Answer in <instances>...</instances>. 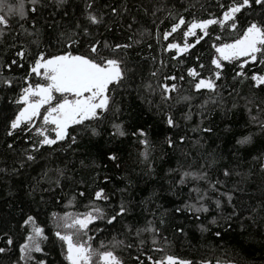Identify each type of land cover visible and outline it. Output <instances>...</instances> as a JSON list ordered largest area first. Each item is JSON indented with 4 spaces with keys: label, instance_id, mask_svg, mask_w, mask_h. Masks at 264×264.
I'll use <instances>...</instances> for the list:
<instances>
[{
    "label": "trees",
    "instance_id": "16d2710c",
    "mask_svg": "<svg viewBox=\"0 0 264 264\" xmlns=\"http://www.w3.org/2000/svg\"><path fill=\"white\" fill-rule=\"evenodd\" d=\"M23 2L31 18L14 14L11 25L0 33V247L6 249L0 253V264H38L41 259L45 264H68L54 235L51 213L83 212L92 201L112 214L121 200L131 209L128 215L112 224L94 221L90 227L100 230L89 235L94 248L103 242L114 249L123 264H152L149 255L160 259L164 254L192 264H264V84L256 85L251 79L254 72L264 74V64L260 60L245 64V79L236 76L239 60L244 58L222 61L223 74L218 79L212 77L217 88L196 90L187 68L195 67L202 76H209L214 67L211 57L216 54L212 42L235 39L237 31L209 25V35L198 43L189 37L194 46L179 57H175V50L164 48L173 39L183 43V31L178 29L169 41L162 36L178 16L183 15L186 23L193 18L219 17L224 10L220 6L231 0H93L92 10L104 14L99 25L87 19V0H65L59 7L57 0H43L36 5V12L31 11V0ZM6 3L15 5L18 0ZM111 7H117L118 14L112 13ZM237 15L245 26L253 19L264 21V10L255 5ZM84 26L90 28L91 36L83 33ZM34 29L39 43L32 34ZM73 32L79 39L73 50L86 49V42L93 38L101 44L105 40L131 44L116 50L127 68V79L124 86L110 93L111 109L103 119L69 126L77 137L75 142L69 136L33 152L34 131L17 129L12 135L7 131L18 110L16 98L26 83L23 76L38 50L56 52L61 33ZM20 48L26 49L29 57L22 61L23 66L12 64L14 59L19 61L16 53ZM181 59L183 63H179ZM154 71L156 76L151 75ZM172 75L184 79L167 81L179 85L168 101L161 98L159 90L151 92L144 87L151 83L156 88L165 82V76ZM4 78L13 79V84H3ZM31 82H40V78L32 74ZM169 111L176 120L174 127L166 123ZM35 119L38 126L43 117ZM117 124L124 135L114 127ZM140 127L145 136L137 133ZM249 135L250 142L237 143ZM180 136L185 139L181 141ZM145 138L147 144L142 142ZM166 138L173 139L174 145ZM109 151L116 153V161L108 159ZM25 152H33L35 159L28 160ZM185 171L197 175H188L181 182ZM98 187L106 189L108 201L93 200ZM226 192L232 193L231 203ZM73 198L69 206L67 202ZM217 199L222 202L219 208ZM186 205H206L207 210L197 212L193 207L189 211ZM28 215L45 228L48 239L42 244L44 251L33 252L34 259L26 261L20 259L19 246L27 237L29 225L23 220ZM149 223L159 232L135 234L136 228H147ZM126 225L133 227L129 230ZM8 237L13 240L11 245Z\"/></svg>",
    "mask_w": 264,
    "mask_h": 264
},
{
    "label": "snow or ice",
    "instance_id": "6c2138e0",
    "mask_svg": "<svg viewBox=\"0 0 264 264\" xmlns=\"http://www.w3.org/2000/svg\"><path fill=\"white\" fill-rule=\"evenodd\" d=\"M32 12H36L38 9L37 4H42L43 0H31ZM65 0H57V6L63 5ZM258 6L264 10V0H231V3L227 5H221L223 10L222 15L219 17H212L208 19L193 18L186 23L185 17L180 15L176 18L170 26V30H164L162 33L163 40L169 41V37L173 33H176L178 29L183 31L184 42L180 43L176 39L167 43L164 51L175 50V57L181 56V53H187L189 49L193 48L194 43L189 42V37H195V42L203 40L205 36L209 35V25L218 24L222 29L228 28L233 31H237V36L227 42L217 43L212 42V47L215 49V55L211 57V64L214 66L210 70V75L204 77L195 67H188V76L192 78L190 83L196 90L207 88L215 90L217 84L215 78H219L223 72L225 65L222 61H233L239 58L240 71L236 72V76H242L247 79V74L243 71V67L249 61L260 60L264 64V21L258 23L256 20H251L245 25L239 23L238 13L242 10H248L253 6ZM87 10V19L92 25H99L103 22V13L92 10L94 8L93 0H87L85 4ZM110 11L114 14H118L117 7H111ZM18 14L21 19L31 18L28 17V13L25 11L23 0H18L15 5L6 3V0H0V33L6 31L11 25L10 16ZM33 25L36 24V20L32 19ZM182 25H186L183 29ZM23 27V25H20ZM77 27H80L78 24ZM131 27V25H129ZM203 35H200L199 32ZM83 33L91 36V31L88 26H84ZM34 37L37 43H39V35L33 30ZM161 33L157 32L159 38ZM78 34L73 32L71 35L61 33V39L58 41L60 49L54 53H46V50H38V52L31 57V62L27 69V74L23 76V80L26 82L24 86L20 88L19 94L16 98L18 110L15 113V118L10 121V127L7 129L8 134L12 135L15 130L19 129L22 132L28 133L34 131L37 137L30 147L35 152L41 146H52L57 144L58 141H64L67 137L71 136L73 142L77 139L69 131L70 125H83L85 121L103 119L105 113L111 109L110 101L112 96L110 93L118 87H122L127 79V68L124 66V61L119 58L116 50H122L124 48L131 47V44L111 43L107 40L103 44L95 38L88 40L87 47L84 50H73L76 45L79 44ZM220 37L217 36V39ZM132 40V37H128ZM16 55L20 58L13 60L12 64H20L23 66L22 61L29 59L26 55V49L20 48ZM173 57V59H175ZM154 59V58H153ZM183 63V59L179 61ZM12 64L8 67L11 68ZM163 64V62H162ZM203 69L204 65H200ZM35 74L40 78V82H31V76ZM156 71L152 72V76H156ZM177 79L183 80V76L171 77L165 76L163 83L153 88L151 83H146V87L149 91L155 92L159 90L161 98L164 101L171 99V92L177 91L179 85L175 82L168 83V80L176 81ZM252 81L256 85L264 84V74L252 73ZM3 84L12 85L13 79L4 78ZM22 105V106H21ZM43 109V110H42ZM42 116L38 126L36 125L37 117ZM186 118H188L186 116ZM167 125L176 126V120L169 111L166 118ZM262 127H264V122ZM23 125V127H22ZM35 126V127H34ZM119 131L120 135H124L120 125H114ZM211 131V129H207ZM92 132L95 133L96 129L93 128ZM54 133V135H52ZM137 133L140 136H145V130L143 127L137 129ZM134 135L136 133H133ZM26 139H31L27 137ZM179 139L183 141L184 136H180ZM169 145H174V140L166 138ZM251 136H242L237 140L238 144H245L250 142ZM143 143L147 144L148 141L145 138ZM11 148L12 145L9 144ZM33 152H25L28 160H34L35 156ZM108 159L116 161L118 159L116 153L109 151L107 153ZM83 163V162H82ZM23 166V162H21ZM264 167V165H261ZM225 175H228V169L224 170ZM188 175L196 176L197 173H189L187 171L181 176V182H184V178ZM203 175V173L199 174ZM105 180L109 177L106 175ZM222 183V182H221ZM199 191V189H197ZM84 195L83 192L80 193ZM228 198V202H232V193H224ZM203 199V197H200ZM74 199H70L67 203L72 205ZM93 200L108 201L109 196L104 187H98L94 192ZM91 207H88L86 211H64L63 213L53 212L51 213L53 223L55 226L54 235L60 242L61 250L64 253L65 259L68 264H123L122 259L115 253L114 249H109L101 242V246L94 248L92 245V236L89 235L92 231H99V228L90 227L94 221L106 220L108 224L117 222L119 219L128 215L131 211L125 206L123 200L117 207L112 209V214H107L102 207L95 206L90 201ZM219 199L216 200V205L219 208L221 205ZM189 211L193 207H196V211H206V205H186ZM177 212L181 211L180 208L176 209ZM216 218L213 217L215 222ZM24 225H31L28 230L27 237L20 247V259L32 260L34 257L32 253L43 252L42 244L48 239L45 228L36 222V218L33 215H28L23 220ZM131 230L133 225H126ZM203 228L204 226L201 225ZM159 232V229H153L151 223L147 228H136L135 234L140 236L142 231ZM220 236V232L216 233ZM153 245L157 244V237H152ZM13 240L8 237V244L11 245ZM114 243H120L114 241ZM144 243L143 240L140 241ZM131 247V245H129ZM162 250V249H161ZM6 249L0 247V253L5 252ZM148 260L152 264H192L191 261L181 259L172 254H164L160 259H154L151 255L148 256ZM38 264H45L44 260H38ZM206 264V262H205Z\"/></svg>",
    "mask_w": 264,
    "mask_h": 264
},
{
    "label": "rangeland",
    "instance_id": "374dc122",
    "mask_svg": "<svg viewBox=\"0 0 264 264\" xmlns=\"http://www.w3.org/2000/svg\"><path fill=\"white\" fill-rule=\"evenodd\" d=\"M43 110V109H42ZM53 221V220H52ZM54 224V223H53ZM30 228H31V225H29V230H30ZM54 229H55V226H54ZM59 242V241H58ZM59 244H60V242H59ZM35 252V251H34ZM62 253H63V251H62ZM63 255H64V253H63Z\"/></svg>",
    "mask_w": 264,
    "mask_h": 264
}]
</instances>
